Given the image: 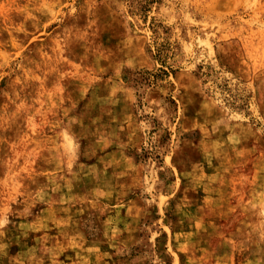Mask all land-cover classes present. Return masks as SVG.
Listing matches in <instances>:
<instances>
[{"label": "rangeland", "instance_id": "1", "mask_svg": "<svg viewBox=\"0 0 264 264\" xmlns=\"http://www.w3.org/2000/svg\"><path fill=\"white\" fill-rule=\"evenodd\" d=\"M0 264H264V0H0Z\"/></svg>", "mask_w": 264, "mask_h": 264}]
</instances>
